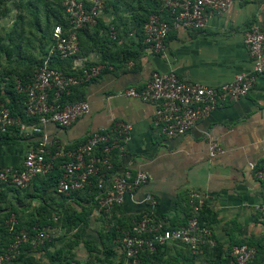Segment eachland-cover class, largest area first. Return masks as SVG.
Masks as SVG:
<instances>
[{
    "label": "crops",
    "instance_id": "1",
    "mask_svg": "<svg viewBox=\"0 0 264 264\" xmlns=\"http://www.w3.org/2000/svg\"><path fill=\"white\" fill-rule=\"evenodd\" d=\"M99 19L106 25L113 16L102 12ZM251 25L264 30V0L234 4L223 14L208 18L199 29L169 31L160 54H143L134 44L131 49L137 51V56L131 69L127 66L121 69L122 59L116 56L120 48L92 46L90 31L80 33L79 39L84 45L64 62L67 69L75 71L98 60L102 66L95 80L71 93V98L87 103V113L67 128L47 123L39 135L0 143V166L18 167L25 149L38 139L46 141L48 150L55 146L73 148L83 143L91 132L109 131L114 124L123 123L129 126L128 139L110 155L114 172L143 171L149 181L125 194L121 205L104 215L97 207L95 180L74 196L57 195L53 186H45L44 179L34 178L21 189L5 187L1 191L0 221L12 214L18 226L26 229L39 219V213L43 216L60 213L72 220L74 211H83V240L91 242L86 246L82 243L87 256V249L96 248L103 264H121L117 246L110 247L112 256H102L99 234L112 226L120 231L128 220L144 211H150L167 227L182 226L189 214L187 194L197 192L205 201L198 218L201 226L210 231L214 245H203L197 253L191 254L181 245L167 244L159 252L158 260L144 264H232L230 248L237 243L254 245L257 251L252 264H264V216L255 209L260 185L249 169V165L264 169V73L256 77L245 97L221 103L188 132L175 138L157 133L151 122L149 104L121 95L126 88L144 86L152 72L172 70L180 80L204 86L228 82L239 73L249 74L250 64L242 37ZM209 140L216 142L223 153L208 158ZM145 194L154 197L153 208L142 202ZM105 243L111 245L112 240ZM74 262L70 264H76Z\"/></svg>",
    "mask_w": 264,
    "mask_h": 264
},
{
    "label": "built area",
    "instance_id": "2",
    "mask_svg": "<svg viewBox=\"0 0 264 264\" xmlns=\"http://www.w3.org/2000/svg\"><path fill=\"white\" fill-rule=\"evenodd\" d=\"M63 11L65 28L56 24L50 31V44L46 48L34 73L25 83L16 80L14 90L23 96L22 111L26 121L10 115L8 108L0 101V135L14 129L18 136L39 135L41 128L53 124L60 129L69 127L85 115L88 105L84 100L61 102L63 94L82 84L96 79L102 66L91 65L80 68L74 74H66L51 66L53 61H64L73 57L78 50L76 32L83 27H93L99 15L103 0H54ZM261 0H163L158 13L149 14L141 26V50L146 55L160 54L169 31L181 28L195 30L202 28L213 15H221L234 4L259 2ZM164 12L167 20L160 13ZM109 37L115 38L110 30ZM132 33L125 39L130 40ZM247 51L250 72L239 73L217 86H204L180 80L172 70L152 72L141 88H126L121 95L137 99L150 105L152 125L160 136L175 138L184 135L194 124L215 107L226 101L245 97L258 75L264 73V30L257 25L247 28L242 37ZM132 63L128 62L127 67ZM129 126L114 124L109 131L91 132L85 141L73 148L55 146L48 150L44 139L36 140L24 152L18 167L0 166V193L5 187L21 189L31 180L49 174L56 165L59 178L53 185L57 195L81 191L95 180L96 201L99 211L108 213L114 206H120L125 194H129L149 181L146 172H112L110 155L119 150L128 139ZM223 153L214 141L207 142V157L214 158ZM252 177L260 185L259 202L256 211L264 216V169L249 165ZM142 202L153 208L156 201L150 194ZM205 204L200 193L190 192L186 197L189 214L182 226L170 228L155 219L150 211H144L133 219L129 231L117 240V252L121 264H138L139 255L152 253L157 246L178 244L191 254L197 253L203 245H214L210 231L200 226L197 216ZM17 221L9 214L3 222L10 239L0 253V264H10L23 247L35 249L43 243L45 236L39 228L32 233L16 230ZM232 264H252L255 250L244 243L230 248Z\"/></svg>",
    "mask_w": 264,
    "mask_h": 264
},
{
    "label": "trees",
    "instance_id": "3",
    "mask_svg": "<svg viewBox=\"0 0 264 264\" xmlns=\"http://www.w3.org/2000/svg\"><path fill=\"white\" fill-rule=\"evenodd\" d=\"M50 1L53 2L54 4H56L55 9L54 8L53 9L45 8L46 13L48 11V12H50V15H52V20H53L52 26L58 24L62 28H65L66 25H65L64 20H63L62 8L54 0H50ZM108 1L110 2L111 5L107 2L108 4H106V6H102V9H101L99 15L97 16L96 23L93 27H86L85 26L76 32V36H77V40H78V49L80 48V46L84 45V42H82V40L79 39L80 33L84 35V34L88 33V31H90L89 40L92 43L91 44L92 46H98L99 48H103L106 45L107 46L109 45L111 47L120 48V54L116 55V56H120V58L122 59L121 62L123 63V67L121 69H124V67L127 66L128 62H131L132 66H133V63H134L133 61H134L135 57L137 56V51H135V50L132 51L131 47H133V45L136 44L138 46V51H139V49L142 48L140 41H141V26H142L143 22L145 21L146 17L149 14L159 12L163 0H128L127 6L120 9L119 12L116 11V4L118 3L116 1H118V0H112V1L108 0ZM142 1H144L145 3ZM103 3H104V0H103ZM108 5H110L112 8H108L109 7ZM45 7H46V5H45ZM109 10H110L111 15L113 16V19H112L111 23L104 25L103 22L101 21V19H99V17L101 15L102 11L104 13H106ZM123 14L127 16L126 19H123V16H122ZM160 14L163 17V19H165V20L168 19L164 12H162ZM46 18H47V14H46ZM52 26H51V28H52ZM51 28H50V31H51ZM110 30H112L115 33L114 39H111L109 37V31ZM128 33L133 34V37L130 40L125 39V36ZM49 35H50V32H49ZM49 44H50V42H49ZM49 44H48V46H49ZM85 45H87V44L85 43ZM46 48H45L43 56L45 55ZM41 59L39 62H37L34 70H36L38 64H40ZM65 61L66 60H64V61H58V60L53 61L51 63V66L55 69H58L64 73H66V74H74L77 71H79L80 68H87L91 65L99 64V62H101L100 60H98L97 62L85 64L84 66L80 67L78 70H75L76 71L75 72L73 70L63 68ZM132 66L128 67L127 69H131ZM31 75L28 71H24L23 73L18 74V79H19L18 81H20L21 83H25L28 80V78L31 77ZM93 80H95V79H93ZM93 80H91V81H93ZM85 84H82V85H85ZM82 85H80V86H82ZM80 86L73 87L68 91L67 94H63L61 97V102H73V101L82 100L80 98H77V99L71 98L72 91L79 88ZM8 87L10 88V90H6V95H7L8 101L6 103L3 101L4 98L2 97V94H0V101L3 102L5 104V106L8 108L11 116L18 118L21 121L27 122V119L24 117V114L22 111L23 110L22 109L23 96L14 90V82H10V85L8 84ZM20 137H22V136H18L17 132L14 129H12L8 133H4V134L0 135V143L15 142V141L20 140ZM111 164H112V161H111ZM57 169L58 168L55 165L53 170L49 174L42 176V177H37V178L44 179V181L46 182V184H45L46 187L53 186L56 183V181L58 180L59 174H60V172H58ZM112 172H114L113 164H112ZM92 181L93 180H91V183H92ZM90 186H91V184L89 186L85 187L84 189L89 188ZM78 193H79V191L71 192L70 195L76 196ZM118 207L119 206H114L110 209V211H112ZM202 211L203 210H201L199 212V214ZM99 212L104 214L102 211H99ZM199 214L197 216V219H198L199 225L201 226V223H200L199 218H198ZM8 215H6L4 217V220L7 218ZM60 215H63V214H60ZM72 215H73L72 220H69V217H67L66 215L64 217V215H63L65 225H71L75 228H77L81 225V227L84 228V226H85V218L84 217L85 216L83 214V211H81V212H75L74 211V213ZM69 216H71V215H69ZM47 218H48V215L43 216L42 213H39V219H36L35 223H30V226L26 229H21L17 224L16 230H24V231H27L28 233H32V229L34 226L36 228L44 227V225L46 224V221L48 220ZM4 220L0 221V238H1V241H3V246H1L2 248H0V253H2L5 250L6 245L8 244L9 239H10L9 234L6 232V230L3 226ZM132 221H133V219L128 220L127 226L123 227L118 232H117L116 228L112 226L111 228L107 229L106 232H102L101 234H99L98 239L102 243V252L101 253H102V256L104 258H108V257L113 255V251L110 249V247L113 248V246H117L118 238L122 235L123 232L130 230ZM83 230L84 229H82V232H83ZM76 236L77 235H74V237H76ZM78 237H80V236H77L76 238H78ZM109 239L112 240V244L111 245L108 244L106 246L105 242L108 241ZM53 242H54V240H52V239H49L47 241L44 240L41 245H39L38 247H36L33 250H31L29 247H26V246L23 247V249L20 251V254L10 264H39V262H37L38 260L33 255L35 253H38L39 251H46L48 248H52ZM76 243H77V241L71 242L69 247L74 246ZM82 243L86 246V245H88V243H91V242H89V240H83L82 239ZM237 244H241V243H237ZM244 244H246L249 247H253L255 249V253H256L257 248L254 247V245L247 244V243H244ZM163 248H164V246H157L155 248V251L152 253L144 252V253L140 254L138 264H144L146 261L149 262L151 260H155V261L158 260V258H160L158 256V254L160 251H162ZM92 249L91 250L87 249L89 257L92 256L91 255L92 253H94V250H92ZM71 260H72V257L70 256L69 251L64 252V250L60 249V248L59 249H53V251L50 254V261H63L66 264H70Z\"/></svg>",
    "mask_w": 264,
    "mask_h": 264
},
{
    "label": "rangeland",
    "instance_id": "4",
    "mask_svg": "<svg viewBox=\"0 0 264 264\" xmlns=\"http://www.w3.org/2000/svg\"><path fill=\"white\" fill-rule=\"evenodd\" d=\"M107 2L110 4L108 0H104L103 6ZM116 2V11L119 12L127 6L128 0ZM110 5L108 8H112ZM55 7L56 4L50 0H0V94L5 103L8 101L6 90H10L8 84L19 80L18 74L24 71H28L30 75L34 73L37 62L42 58L50 42L49 32L53 24L52 15L48 11L46 13L45 8ZM63 68H67L66 64ZM47 219L44 227L39 230L43 231L46 241L52 239L54 242L52 248L38 252L36 258L39 264H51V252L59 248L64 252L69 251L71 262L74 260L76 264H103L99 250L95 248L94 254L89 258L82 246L85 226L75 228L65 225L63 215L58 213H49ZM100 224L99 221L98 225ZM74 235L80 237L76 238ZM73 241L77 243L69 247Z\"/></svg>",
    "mask_w": 264,
    "mask_h": 264
}]
</instances>
